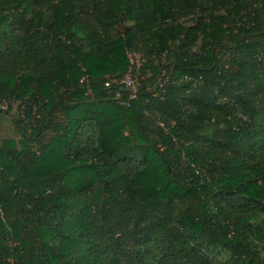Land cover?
Masks as SVG:
<instances>
[{
    "label": "trees",
    "instance_id": "16d2710c",
    "mask_svg": "<svg viewBox=\"0 0 264 264\" xmlns=\"http://www.w3.org/2000/svg\"><path fill=\"white\" fill-rule=\"evenodd\" d=\"M0 99V264H264V0H0Z\"/></svg>",
    "mask_w": 264,
    "mask_h": 264
},
{
    "label": "built area",
    "instance_id": "2783aa9c",
    "mask_svg": "<svg viewBox=\"0 0 264 264\" xmlns=\"http://www.w3.org/2000/svg\"><path fill=\"white\" fill-rule=\"evenodd\" d=\"M125 56L128 62L126 73L122 77H117L114 75L108 78L104 86L106 88H110V86L112 85L122 87V89L127 91L128 100L132 101L137 98L138 88L140 86V70L145 68L146 59L142 57L139 53L131 51H127ZM115 96V98L117 99L120 97V94L116 92ZM18 105L19 103L17 101L0 99V112L5 113L13 107H18Z\"/></svg>",
    "mask_w": 264,
    "mask_h": 264
},
{
    "label": "rangeland",
    "instance_id": "374dc122",
    "mask_svg": "<svg viewBox=\"0 0 264 264\" xmlns=\"http://www.w3.org/2000/svg\"><path fill=\"white\" fill-rule=\"evenodd\" d=\"M12 112L10 114H2L0 116V140L4 137L11 136V131L9 127V120L15 111H17V107H13Z\"/></svg>",
    "mask_w": 264,
    "mask_h": 264
}]
</instances>
